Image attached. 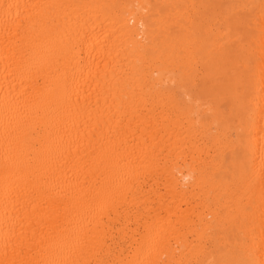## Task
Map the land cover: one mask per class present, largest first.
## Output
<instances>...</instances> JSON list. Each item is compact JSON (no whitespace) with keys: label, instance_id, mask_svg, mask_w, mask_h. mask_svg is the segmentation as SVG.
I'll use <instances>...</instances> for the list:
<instances>
[{"label":"bare ground","instance_id":"bare-ground-1","mask_svg":"<svg viewBox=\"0 0 264 264\" xmlns=\"http://www.w3.org/2000/svg\"><path fill=\"white\" fill-rule=\"evenodd\" d=\"M0 264H264V0H0Z\"/></svg>","mask_w":264,"mask_h":264}]
</instances>
